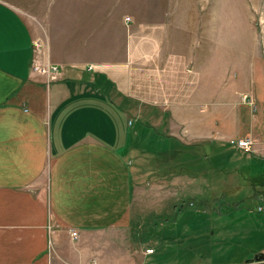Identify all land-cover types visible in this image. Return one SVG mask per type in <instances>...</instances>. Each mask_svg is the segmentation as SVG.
Masks as SVG:
<instances>
[{"label":"crops","instance_id":"obj_1","mask_svg":"<svg viewBox=\"0 0 264 264\" xmlns=\"http://www.w3.org/2000/svg\"><path fill=\"white\" fill-rule=\"evenodd\" d=\"M83 1L70 10L75 17L64 20L68 27L63 30H103L97 19L103 14L94 11L91 0ZM147 26L149 39L133 45L130 57L64 66L39 59L28 18L11 0H0V264H264V254L247 261L232 255L230 230L215 227V217L198 231L203 233L196 251L199 261L167 262L165 253L153 256L156 249L146 243H165V237L156 238L158 227L146 213H162L171 205L156 201L155 195L142 201L138 194L169 193L174 183L165 176L141 181L140 131L130 115L139 112L135 101L170 112L171 127L177 121L173 113L204 124L205 115L196 113L202 108L192 103L195 98L231 92L238 85L221 76L219 65L216 76L206 78L196 43L192 56L179 34L168 44V33L178 27L174 21ZM36 63H56L62 72L51 77L36 70ZM186 134L172 131L185 146L191 141ZM195 134L192 140H202L203 133ZM238 139L229 142L242 150L234 142ZM253 147L243 150L252 153ZM249 184L226 190L238 198L264 194ZM119 230L129 232L109 237ZM220 237L227 241L223 248ZM113 239L133 243L124 248Z\"/></svg>","mask_w":264,"mask_h":264},{"label":"rangeland","instance_id":"obj_2","mask_svg":"<svg viewBox=\"0 0 264 264\" xmlns=\"http://www.w3.org/2000/svg\"><path fill=\"white\" fill-rule=\"evenodd\" d=\"M11 2L30 22L39 59L49 58L66 66L74 61L96 63L127 58L133 45L149 39L150 33L145 30L149 22L160 23L167 19L178 25L170 29L168 44L179 34L182 41H187L186 51L192 56L193 43H196V52L203 56L202 71L206 78L215 77L219 65L221 76L236 81L237 93L223 90L220 95H201L192 102L202 108L196 113L205 115L204 124L173 113L177 121H174L175 127H171L167 117L170 112L135 101V104L140 103L139 112L130 115L140 131L141 181L146 184L168 177L174 183V190L169 193L142 190L138 198L148 201L155 195L156 201L166 200L167 205H171L157 214L146 209V216L158 227L156 238L165 237L163 244L160 239L146 241L156 249L153 256L162 258L161 253H165L164 259L172 263L199 261L201 257L196 251L203 233L198 231L203 222L208 223L214 217L215 227L230 230V251L238 260L247 261L264 254V194L258 192L252 197L238 198L232 196L231 189L226 190L249 183L254 190L264 189V0H91L94 11L103 14L97 17L103 30L86 33L63 30L68 27L64 26V20L69 23L70 18L75 17L71 16V11L82 5L83 0ZM128 16L131 17L129 23L125 19ZM182 24L183 29L179 27ZM51 64L62 72L61 65ZM89 67L94 69L93 64ZM245 92H248L246 98ZM231 100H235V104ZM172 131L182 133V137L188 133L186 137L190 135L191 141L186 146L180 145ZM196 131L203 133L202 140H192ZM248 135L254 141L252 153L229 142ZM178 150L182 152L177 154ZM200 186L205 189L203 192L198 191ZM209 188L219 192L214 193ZM119 232L110 233L109 237L125 236L124 232L129 230ZM111 242L124 248L129 247L127 243H133L130 239ZM226 242H221V248Z\"/></svg>","mask_w":264,"mask_h":264},{"label":"built area","instance_id":"obj_3","mask_svg":"<svg viewBox=\"0 0 264 264\" xmlns=\"http://www.w3.org/2000/svg\"><path fill=\"white\" fill-rule=\"evenodd\" d=\"M131 19V17H126V21H129ZM91 68V67H90ZM36 69L42 73L48 74L51 77H57L58 73H59V67L55 64H45L44 66H37ZM248 97V95H245V98ZM236 142V144L245 149V150H252L253 149V143L254 141L252 140L251 137H242L240 139H238ZM78 232L76 230H72V235L73 236H77ZM148 251H153V249H149Z\"/></svg>","mask_w":264,"mask_h":264},{"label":"bare ground","instance_id":"obj_4","mask_svg":"<svg viewBox=\"0 0 264 264\" xmlns=\"http://www.w3.org/2000/svg\"><path fill=\"white\" fill-rule=\"evenodd\" d=\"M38 65H35V68L37 67ZM37 70V69H36Z\"/></svg>","mask_w":264,"mask_h":264},{"label":"water","instance_id":"obj_5","mask_svg":"<svg viewBox=\"0 0 264 264\" xmlns=\"http://www.w3.org/2000/svg\"><path fill=\"white\" fill-rule=\"evenodd\" d=\"M261 256H264V255H261Z\"/></svg>","mask_w":264,"mask_h":264}]
</instances>
